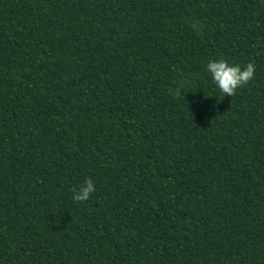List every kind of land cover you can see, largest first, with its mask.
Here are the masks:
<instances>
[{
  "label": "trees",
  "instance_id": "1",
  "mask_svg": "<svg viewBox=\"0 0 264 264\" xmlns=\"http://www.w3.org/2000/svg\"><path fill=\"white\" fill-rule=\"evenodd\" d=\"M0 264H264V0H0Z\"/></svg>",
  "mask_w": 264,
  "mask_h": 264
},
{
  "label": "clouds",
  "instance_id": "2",
  "mask_svg": "<svg viewBox=\"0 0 264 264\" xmlns=\"http://www.w3.org/2000/svg\"><path fill=\"white\" fill-rule=\"evenodd\" d=\"M195 27V25H193ZM207 70L211 74L212 80L224 96L232 97L236 94V90L246 86L253 78L256 71L253 63H248L244 70L239 66H230L226 60L209 61ZM174 95H180V89L177 88ZM95 186L88 178L85 180L77 191L75 188L72 191L75 193L73 199L78 202H84L89 199L90 194L95 191Z\"/></svg>",
  "mask_w": 264,
  "mask_h": 264
}]
</instances>
